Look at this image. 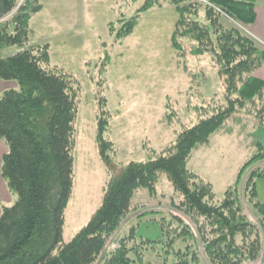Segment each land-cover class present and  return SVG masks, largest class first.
I'll return each mask as SVG.
<instances>
[{
  "label": "trees",
  "instance_id": "obj_1",
  "mask_svg": "<svg viewBox=\"0 0 264 264\" xmlns=\"http://www.w3.org/2000/svg\"><path fill=\"white\" fill-rule=\"evenodd\" d=\"M169 1L177 12L173 48L181 57L212 54L228 102L212 99L200 111L204 116L200 122L182 131L175 144L147 162H131L121 175L112 178L100 209L69 243H64L65 210L74 185L75 99L69 82L48 65L49 45L25 48L31 35L30 22L43 5L39 0L21 4L0 0V14L4 12L0 16V50L22 48L11 57L0 58V78L19 84V89H8L0 96V138L9 145L2 174L17 197L16 203L0 214V264L143 262L144 250L153 248L147 246L159 242L139 243L134 221L161 210L132 217L135 209L131 201L139 189L155 193L161 173L183 197L179 203L174 201L175 209L193 220L198 234L178 215L163 211L169 215L165 253L174 257L175 264H246L262 254L264 204L257 200L255 180L264 177V168L253 171L245 187L259 225L242 215L239 187L247 168L264 162V147L242 167L222 201L215 198L211 183L187 167L195 148L209 144L211 136L230 119L264 96V80L255 76L264 64V45L250 31L257 20V0ZM148 8L144 5L141 11ZM223 19L231 21L234 28L225 27ZM137 24V16L126 24V36ZM261 122L264 125V120ZM108 126V120L101 118L103 157L114 146L103 137ZM128 217L132 219L125 224ZM112 238H116L118 248L106 252ZM195 243L203 244L206 260L200 259Z\"/></svg>",
  "mask_w": 264,
  "mask_h": 264
},
{
  "label": "rangeland",
  "instance_id": "obj_2",
  "mask_svg": "<svg viewBox=\"0 0 264 264\" xmlns=\"http://www.w3.org/2000/svg\"><path fill=\"white\" fill-rule=\"evenodd\" d=\"M39 2L43 9L30 22L31 35L25 48L49 45L48 65L69 82L77 111L74 185L65 210L63 232L64 243H69L102 206L112 178L121 175L131 162H147L175 144L182 131L200 122L204 117L200 111L212 99L224 104L228 101L212 54L181 57L173 48L177 12L169 0ZM144 5L149 8L141 11ZM257 13L250 28L257 37L248 33L264 45V0L257 1ZM136 16L138 24L126 36V24ZM223 21L225 27L234 28L231 21ZM21 49L7 47L0 50V57H11ZM261 73L257 70L255 76ZM101 118L109 122L103 137L114 145L105 157L99 138ZM262 120L264 96L254 105H247L211 136L209 144L198 146L189 156L188 169L211 183L218 201L235 184L242 167L264 147L263 123H259ZM8 150L9 145L0 138V214L17 201L2 174ZM262 168L264 162L248 167L239 187L242 215L255 225H259V219L245 187L251 173ZM255 181L257 200L264 204V177ZM182 198L165 173H161L155 193L146 188L135 192L132 217L161 210L148 212L134 221L139 243L159 242L147 246L153 248L144 250L145 259L138 264H175L174 257L165 253L168 211L178 215L198 235L193 220L175 209L174 201L179 203ZM115 239L109 241L111 247L106 252L118 248ZM194 248L200 259L206 260L203 244L195 243ZM246 264H264V246L260 257Z\"/></svg>",
  "mask_w": 264,
  "mask_h": 264
},
{
  "label": "crops",
  "instance_id": "obj_3",
  "mask_svg": "<svg viewBox=\"0 0 264 264\" xmlns=\"http://www.w3.org/2000/svg\"><path fill=\"white\" fill-rule=\"evenodd\" d=\"M257 18H258V13H257ZM258 70H260V72L262 73L259 76L257 75L256 76L264 80V64ZM17 88H18V85L16 82L4 81L0 78V96L8 89H17Z\"/></svg>",
  "mask_w": 264,
  "mask_h": 264
},
{
  "label": "water",
  "instance_id": "obj_4",
  "mask_svg": "<svg viewBox=\"0 0 264 264\" xmlns=\"http://www.w3.org/2000/svg\"><path fill=\"white\" fill-rule=\"evenodd\" d=\"M3 14H4V12H1L0 16L2 17V16H3Z\"/></svg>",
  "mask_w": 264,
  "mask_h": 264
},
{
  "label": "built area",
  "instance_id": "obj_5",
  "mask_svg": "<svg viewBox=\"0 0 264 264\" xmlns=\"http://www.w3.org/2000/svg\"><path fill=\"white\" fill-rule=\"evenodd\" d=\"M110 247H111V246H110V245H108L106 249H109Z\"/></svg>",
  "mask_w": 264,
  "mask_h": 264
}]
</instances>
